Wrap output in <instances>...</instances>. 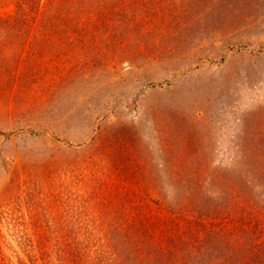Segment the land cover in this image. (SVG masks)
Masks as SVG:
<instances>
[{
  "label": "rangeland",
  "instance_id": "374dc122",
  "mask_svg": "<svg viewBox=\"0 0 264 264\" xmlns=\"http://www.w3.org/2000/svg\"><path fill=\"white\" fill-rule=\"evenodd\" d=\"M0 264H264V0H0Z\"/></svg>",
  "mask_w": 264,
  "mask_h": 264
}]
</instances>
